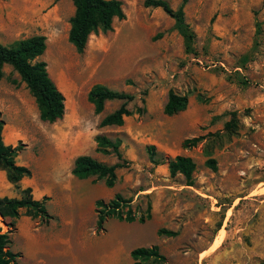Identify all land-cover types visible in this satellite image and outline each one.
Here are the masks:
<instances>
[{"label": "rangeland", "instance_id": "374dc122", "mask_svg": "<svg viewBox=\"0 0 264 264\" xmlns=\"http://www.w3.org/2000/svg\"><path fill=\"white\" fill-rule=\"evenodd\" d=\"M165 1L173 9L181 3ZM120 2L124 18H114L109 30L90 33L76 52L67 40L70 0H0V43L44 35L38 59L64 96L62 117L40 121L24 83L2 66L0 92L10 91L0 94L3 137L10 131L21 135L16 144L28 145L22 157L31 177L36 183L46 174L55 177L45 168L50 151L45 141L54 130L58 144L65 133L74 135L75 156L122 163L109 188L90 176L94 184L80 205L82 221L66 231L68 258L53 255L50 263L72 264L74 257L102 264L120 253L130 264L129 250L156 245L167 264H264V0H186L181 10L193 33L191 52L184 51L173 19L160 8L145 7L143 0ZM96 83L133 95L121 125L99 126L122 101L106 100L94 113L86 93ZM169 89L187 98L186 107L172 115L162 112ZM231 113L228 130L224 123ZM96 134L119 140V160L95 150ZM198 135L203 137L195 145L182 146L183 139ZM177 154L194 163L189 185L181 174L168 173L167 160ZM207 157L214 168L204 164ZM51 192L48 209L61 215V193L55 187ZM115 193L129 200L123 211L129 207L137 218L149 207V218L140 223L109 217L103 230H95L94 201L106 202ZM0 229L8 227L0 223ZM158 229L174 234L157 235ZM56 232L45 227L41 239ZM11 248L17 257L25 250L17 235ZM22 262L30 261L25 256Z\"/></svg>", "mask_w": 264, "mask_h": 264}, {"label": "trees", "instance_id": "16d2710c", "mask_svg": "<svg viewBox=\"0 0 264 264\" xmlns=\"http://www.w3.org/2000/svg\"><path fill=\"white\" fill-rule=\"evenodd\" d=\"M70 1L73 5V13L68 19L67 40L76 52L83 50L90 33L97 30H109L114 18H124L120 0ZM185 1L181 0L180 6L176 9L171 8L165 0H143L142 4L145 7H158L172 18L173 26L182 38L184 51L191 52L193 33L187 23L184 22L181 10V5ZM44 49L45 36L42 34H33L14 39L7 45L0 43V78L3 75L2 66L4 64L10 66L32 96L36 105L38 119L52 123L63 115L64 96L49 77L46 63L38 59ZM112 99H118L122 102L100 119L99 126L121 125L124 117L130 114V110L126 108V103L133 99V95L110 89L98 83L93 84L86 93V100L92 104L94 113L101 111L104 101ZM186 103L185 94H179L169 89L162 106V112L166 115L175 114L182 111L186 107ZM233 115L234 113H231V118L224 123L225 129L229 130L231 128ZM3 124L4 122L0 116V169L5 171L6 179L14 187L18 188L17 182L24 176H30L31 172L28 167L15 164L14 156L21 150V144L18 143L12 146L3 143L1 135ZM202 137V135H198L185 138L182 141V146L195 145ZM93 140L96 151L103 154L113 153L118 160L121 158L118 150L120 143L117 138L110 139L105 135L96 134ZM148 149L151 150L152 147H148ZM149 154L150 159H152L153 151H150ZM204 164L214 168L213 158L207 157ZM166 165L170 176L179 173L186 184H191V173L194 169V163L190 157L177 154L168 159ZM120 166H122L121 162L105 164L88 154H79L73 159L70 174L79 179L95 176L96 179H102L104 186L109 188L115 181V169ZM19 193L20 196L18 198L0 197L1 221L8 227L3 232L0 229V264H18L16 257L19 254L11 252L8 246L10 233L15 229L14 221L18 217L20 209H23V213L31 218L38 217L40 222H46L51 217L47 214L44 207L47 196H43L41 199H33L29 187L20 188ZM128 202L129 200L122 197L119 193H115L106 202L102 199H96L93 209L95 213V230H103L102 224L109 217H115L125 222L136 220L140 223L149 218V207H147L144 215H140L137 218L129 207L123 211L121 207L128 205ZM156 233L157 235L164 233L170 236L174 234V231L158 229ZM128 255L131 259L130 264H160V262L167 264L156 245L134 247L129 250Z\"/></svg>", "mask_w": 264, "mask_h": 264}, {"label": "crops", "instance_id": "0c3cea01", "mask_svg": "<svg viewBox=\"0 0 264 264\" xmlns=\"http://www.w3.org/2000/svg\"><path fill=\"white\" fill-rule=\"evenodd\" d=\"M9 92L10 91L8 90L6 93L0 92V94L7 95ZM0 112L3 116V110L0 109ZM3 127L1 131L3 143L14 146L20 139L21 135L18 132L10 131L8 135L3 137ZM40 135L46 134L40 133ZM58 135V131L54 130L50 133V136L52 137L45 141L50 147L48 153L49 159L46 161L45 168L48 170L53 169L55 177L46 174L47 177H44V182L36 183L30 174V176L22 177L17 182L18 188H16L6 179L5 171L0 169V197L6 196L18 198L20 196L19 189L24 187L30 188L33 199H41L43 196L48 197L44 202V207L47 214L51 217L46 222H40L38 217L31 218L30 216L25 215L23 209H20L19 215L15 219V230L10 235L8 249L11 252L16 251V249L11 248V244L14 237L17 235L25 247V250L20 249V257L16 258L18 264H51L50 259L53 255L58 259L64 260L68 258V256L64 255L65 249L70 247L71 234H66V231L73 232L76 223L82 221L79 210L80 205L84 195L87 194L92 187V184H94L92 179H90V176L79 179L70 174V169L75 157V138L73 134L69 136L65 133L66 138L61 140L62 144H58ZM27 146H24L14 156L15 164L29 167L28 162L22 157V152ZM52 187L57 188L61 193V198L59 200L60 205L63 206V212H61V215L48 209V207L54 202V195L51 192ZM90 200L93 202L95 198H90ZM55 217L57 218L56 220H54ZM45 227H50L51 229L56 228L57 232L55 235H49V237L44 240L41 239L40 232ZM121 251L122 250L119 252ZM25 256L29 258L30 262L19 263ZM71 259L72 264H83L81 261L77 262L74 257ZM125 262L126 258L120 253H117L114 254V257L109 263L104 262L102 264H125Z\"/></svg>", "mask_w": 264, "mask_h": 264}, {"label": "bare ground", "instance_id": "6f19581e", "mask_svg": "<svg viewBox=\"0 0 264 264\" xmlns=\"http://www.w3.org/2000/svg\"><path fill=\"white\" fill-rule=\"evenodd\" d=\"M0 223H1L2 225H4V223L1 221V219H0Z\"/></svg>", "mask_w": 264, "mask_h": 264}]
</instances>
